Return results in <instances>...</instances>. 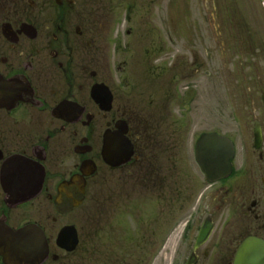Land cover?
<instances>
[{
	"label": "flooded vegetation",
	"instance_id": "flooded-vegetation-1",
	"mask_svg": "<svg viewBox=\"0 0 264 264\" xmlns=\"http://www.w3.org/2000/svg\"><path fill=\"white\" fill-rule=\"evenodd\" d=\"M0 93V229L42 264H89L137 194L198 197L178 264H264V0H0Z\"/></svg>",
	"mask_w": 264,
	"mask_h": 264
},
{
	"label": "rangeland",
	"instance_id": "rangeland-1",
	"mask_svg": "<svg viewBox=\"0 0 264 264\" xmlns=\"http://www.w3.org/2000/svg\"><path fill=\"white\" fill-rule=\"evenodd\" d=\"M202 189V187L200 188ZM185 196V195H184ZM111 198V196H104ZM198 197L188 202L176 194L165 195H139L136 196L137 207L134 219H130L125 213L124 217L112 214L107 208L104 212L105 221H111L116 225L115 234H126L116 240H110L100 236L94 237L90 246L97 256L90 260L89 264H178V235L183 224L193 212ZM110 201V200H109ZM183 201L186 203H183ZM184 204V206H182ZM183 208V211H182ZM100 210L97 212L99 215ZM125 220L129 227L122 228L120 223ZM127 228L134 232L132 239L123 240L127 236ZM89 232V228H86Z\"/></svg>",
	"mask_w": 264,
	"mask_h": 264
},
{
	"label": "water",
	"instance_id": "water-1",
	"mask_svg": "<svg viewBox=\"0 0 264 264\" xmlns=\"http://www.w3.org/2000/svg\"><path fill=\"white\" fill-rule=\"evenodd\" d=\"M2 99V93H0V100ZM221 138L218 136H205L202 139L203 145L212 144L218 146ZM200 160V164L204 173L212 181L214 178L209 173V162ZM71 228L63 231L59 241L65 238V232L69 233ZM203 240L208 237V230L205 228L202 232ZM77 240L74 241V246L68 249H74ZM69 245V240H68ZM48 246L44 235L41 230L34 226H28L18 232L11 230L10 228H4L0 231V255L4 257V260L8 264H41L47 257ZM242 261V258H239Z\"/></svg>",
	"mask_w": 264,
	"mask_h": 264
}]
</instances>
